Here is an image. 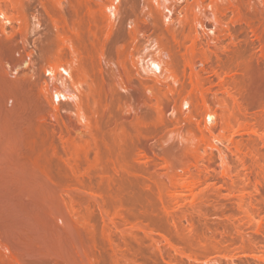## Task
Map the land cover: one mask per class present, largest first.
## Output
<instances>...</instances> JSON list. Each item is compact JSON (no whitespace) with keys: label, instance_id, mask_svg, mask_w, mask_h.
Returning a JSON list of instances; mask_svg holds the SVG:
<instances>
[{"label":"rangeland","instance_id":"1","mask_svg":"<svg viewBox=\"0 0 264 264\" xmlns=\"http://www.w3.org/2000/svg\"><path fill=\"white\" fill-rule=\"evenodd\" d=\"M20 1L24 4L23 9L25 17L30 25V31L28 30V48L34 52L33 57L37 63L44 62L47 53L50 56V53L45 51H48V49H45L47 48L45 35L49 34L54 22L59 23L62 32L67 36L74 33L73 31L76 30L75 26H77L79 22L89 20V13H86L87 8L84 7L83 10H78L77 8L78 11L76 10V6L78 5L77 0ZM93 1L95 7L98 2L97 0ZM125 1L126 0H121L116 3L120 5L122 4V7L124 6L117 17L118 20H121L122 18L124 20H128V18L133 20L137 17H144L149 21L152 20L150 16L146 15L148 9L143 6L141 7L142 4L144 5L143 0H138L141 3L137 0H132V2L137 1L140 3L137 4V2H133V4L136 3V5L134 4L135 8H133L134 5L132 2L128 3V1ZM198 1L201 0H179V2H177L178 6L182 8L188 5H194ZM90 3L93 6L92 0ZM127 3L129 6H127ZM130 4L133 5V7ZM21 10L22 9H18V7L9 6V12L11 13L9 14L14 17L15 22L17 20L16 23L14 21L7 23L9 30L11 29L12 23L19 28V26H22L25 22L24 19V21L19 19L22 15L21 13L24 15L23 10L22 12ZM240 10V12L233 10H228L226 12L224 18L227 24L224 26V36L222 35L220 42L210 41L208 43L207 40L203 41V43L197 42L194 36H192V34L190 35L189 27H186L184 23L176 26L175 38L174 35L172 36L168 33L163 35L160 32L152 31L150 48L148 50L155 51L156 47H159L157 45L162 44L165 49V58L168 59L172 56L171 58L175 63V67L173 68V71L175 72L173 75L175 76H171L167 79L168 81H164L165 86L159 85V88L157 87L155 89L154 87V89L151 90V102L145 116L146 148L143 149L138 144L137 120L130 122V124H118L117 126L112 124L113 122L110 123L112 125L110 126L106 121H102L96 126L95 131L98 132L96 137L97 140H92L90 136H76L77 134H73L72 131V133H70L69 128L67 127V119L68 117L77 119L78 115L77 113H74L76 111V109H74V103L71 101L72 104H70V101L64 100L58 103L55 101L57 104L60 103L62 107L64 104L69 103L70 108L65 112L62 110V117L47 118L48 116H46L43 120L36 118L28 128L27 132L15 135L10 134L8 144H12L15 156L13 160L7 162L3 167H0V243H2L1 241H5L11 245L21 246V244H23L24 247L27 245L28 247H31V245L35 247L39 245L43 246L47 258L49 256L50 258L48 259H51L54 263L57 261L56 264H58V262L59 264H73L74 262L80 264H89L90 262H92L90 264H168L169 260L163 259L162 257L160 258V256L159 258L154 259L153 252L157 251V249L153 248L154 251L152 252V245L150 246L151 243H148L149 241L145 242V244H140L133 240L134 242L132 243H134V245L130 242L132 241V238L129 234L130 230L127 231V229H131L130 226L132 224L127 223V220L135 217L134 219L136 220L133 221L136 222L138 226L140 221V224L144 223L145 226H152L150 228L157 233L158 231L161 233L168 231V234L172 232L171 237L174 239V241L172 240V243H174L176 247L178 245L177 248H181V252L185 250L183 252H186V254L184 255L183 252L179 254L180 251H178L177 255H175V251L169 249V245V247L167 246L168 251L171 250L172 253H170L172 255L174 254V257H179L180 260L182 259L188 264H219L220 262H230V259L226 258L227 255L225 253H232L238 247L237 244L233 245L234 243L230 240V236L232 235L231 232L233 231L225 232L223 230L217 231L215 229L208 230L205 226L209 225L214 227L218 223H225V221H228L229 218H226L225 216L229 217L228 214L232 211H238V207H236L238 205L235 204V198L231 196L223 198L224 200L228 198L230 199L223 200V202H225L224 204L227 205L222 206L221 208L223 210L225 208L226 215L224 217L218 215V212L221 211V209L218 208L219 206L217 207L211 201L208 202L204 199H200L201 201L198 203L196 202L195 208L198 207L199 209H194V211L200 210L198 213L195 211L194 214L193 210H191L193 215H190L189 213L191 220L188 217L189 215L182 219L181 217L183 215L179 213L177 216L180 218L176 216L179 220L176 218V220L171 222L172 219L169 218V216H166V213L162 210V203L158 198V192H165V188L170 187L171 182L169 178L162 174L170 171V166L172 164L180 166L179 172H182L181 168L184 165L193 166V169H195L194 165L197 160L201 163L206 161L212 163L213 167L209 170L211 178L209 181L210 183L203 186L207 192H212L214 186L211 185V187L210 184L215 183V181L217 183L215 186L217 188H219L220 185L221 187L223 186V189H225L224 192H226L227 183L224 179L225 177L221 160L222 155L220 156L221 153L217 149H214L211 154L210 148L206 149L204 145H200L202 144V133L196 127L197 125L194 124L195 122L193 123L192 120L190 122L189 119L185 120L184 118L175 123V115L168 112L166 118L169 119L171 123L173 122V124L169 123L168 125H164V123L160 121L158 105L162 101L166 103L172 101V103L178 104L177 101H179L182 95L186 96L191 92L192 79L190 78L192 77H190V75L192 76V70L185 65V53L188 48L196 45L201 52L203 49L208 51V55L211 56V60L208 64H210V68L211 66L213 68L215 67L214 69L218 68V74L220 75L217 76L214 74L211 71L212 68L204 72L202 71L204 74L202 78H210L209 80H213L215 83L218 82L219 78L226 79L230 83L229 86H232V82L235 80L239 82L246 78L248 79V84L245 83L240 86L237 84L239 87H237V85L234 88L232 87L234 89L232 90L233 93L237 94L239 97L240 101L238 100V104H236L238 101H235V103L229 94L226 93L227 95H225L226 97L229 95L227 102L229 109L232 110L233 114L234 112L237 113L236 110H238L239 113V111L242 110V107H248L247 114L242 110V112H240L242 117L244 116L243 118L241 117L242 119L240 118L241 115L239 113L238 115L240 116H237L238 118L236 117V119L234 118L232 120V126L228 131L219 130L211 139H213L216 145L223 147V149L225 148L224 150L228 152L227 156L231 163L237 161L234 152L235 150L232 148L233 146L228 145L221 139L231 136V134L235 139H244L246 142H249V138L250 140L255 138L258 142L263 139L264 121L261 123L263 128H259L260 125H257L258 129L262 130H260V133L258 132V134L251 133L250 124H259L260 121H262L261 119L264 120V76H260L257 70L254 72L252 70V73L249 71L250 74L248 73L249 75H246V77L243 71L247 64H252L255 69V67H257L256 65L261 62L264 63V57H262L264 51V38H260L254 34L252 28L248 29L249 26L247 27V21L253 23L257 27H262V24L259 21V17L255 14L254 8L245 5L240 8ZM177 16L178 15L174 13L171 15V19L173 20ZM184 16L185 13L179 15L180 18H183ZM4 19H6L5 16H0V20ZM166 22L169 23L170 21ZM217 33L216 30L214 33L209 32V35L214 37L218 35ZM251 43H255L254 46ZM261 49H263V51ZM20 54L21 51L16 53L17 56ZM263 63L259 65L264 67ZM196 69V71L200 72L199 69H201V67ZM92 70L89 71V73L94 75L95 73ZM1 71L0 98L5 94L2 77L4 76L2 75L4 73ZM201 74L202 73L200 72V75ZM248 77H252L250 78L252 80H249ZM235 90L236 92H234ZM185 91L186 93H184ZM244 97L246 99L248 98L247 100L250 99L249 101L251 102L247 101ZM133 101L134 100L131 102V108L132 114H135L137 109V106L135 105L137 104L133 103ZM251 103L252 105L254 104L253 107ZM249 104L250 106H248ZM237 105L241 109H239ZM189 106L184 104V111L188 112L191 108V106ZM42 114L43 113L40 115L42 116ZM39 125H45V128H48H46L47 130L43 129L44 131L42 130L39 132L37 130ZM112 129L117 132L114 133V131H111ZM33 139H36V142L38 141V147L45 150V146H47L45 151L38 148L37 151L39 154L43 151L44 153L46 152V155L42 153L45 157L42 155L41 158L44 157L45 159L42 160L43 158H40L39 161H42L39 164H36L37 166L34 163L36 160L33 161V159L37 158V151V155L35 154L36 152L31 151L27 153H24L26 151L23 153L16 151L18 144H27L30 141H34ZM81 145H84V148H89H86L88 152L87 154L81 153V158H76L75 150ZM89 145L91 146L88 147ZM259 145H261L259 146V149L262 148L264 154V146L262 142ZM66 146L71 149L67 150ZM91 147L92 149H90ZM53 148L56 150L54 151ZM38 156L40 157V155ZM262 160L263 164L264 155L262 156ZM239 170H242V168L240 167ZM242 171V174H244V170ZM217 179L219 180L217 181ZM231 198L233 199L231 200ZM234 200L235 202L233 206V202L231 201ZM231 203L232 205L230 206ZM188 204L191 206L190 203ZM262 205L264 204L262 203ZM186 207L189 206L186 204ZM262 208L263 209L259 212L261 213V216H264V207ZM149 209L150 212H148ZM160 209L162 211H160ZM128 210H130L129 212L131 213H126ZM58 211L59 213L64 212V215L69 218V224L64 223L62 218H56L59 217L57 216ZM105 212L110 214L107 215ZM104 214L108 216L107 219ZM126 214H133L135 216L132 215V217L130 215L126 218L124 217ZM111 218H113L114 221H112ZM185 218H188L190 221ZM258 218H260V216H258ZM186 220H188L189 223L193 222L195 225L198 223L196 225L199 229L197 230L199 231L197 235L198 238H195L194 240L199 239L200 242L203 241L201 242L202 244L209 240L207 243L210 244V242L213 241L214 245L211 242L212 247L210 245L209 248H204L206 247L204 246L205 243L202 245L198 240L197 241L200 243L199 245L197 241L194 243L193 237L197 232H193L194 234L187 232L188 237L190 236L187 239L190 240L191 236H193L190 242L187 241L186 238H182V233L184 232L185 237H187L185 230L180 232V235H177L178 233L176 234L175 232L177 230L174 227L175 225H173L174 221H176V224L178 221L180 225H183L184 223V226H187L189 223ZM53 222L58 226H55ZM227 223H229V221ZM119 225H122V227H119ZM115 226H117V228H115ZM121 228L122 231H120ZM123 229L126 230L125 233L123 232ZM141 234L144 233L142 232ZM222 238L225 239L222 241ZM213 239H215L218 244H215V240ZM130 243L133 247L129 245ZM219 243L224 245L225 251L220 250L224 248L222 245H219ZM148 245L150 247H148ZM213 246L214 248L218 247V251H222L221 255H219L220 252H218V254L216 253L217 250L216 248L213 249ZM131 247L132 249H137L133 251L131 250ZM226 247L227 249L229 248V251H226ZM22 248L23 247H21V249ZM41 249L42 248L40 247V250L37 249V251L39 250L38 252H40ZM137 250L138 253L136 252ZM42 252L43 251H41V253ZM7 253L8 255L10 254V252ZM25 253L26 249L24 248L22 251L16 250L14 255L19 256L20 254L21 257L22 254V256H24L23 259L27 257L26 259L29 261L32 255L31 257H29V255L25 256ZM222 253H224V255H222ZM45 254L43 255L46 257ZM40 256L38 258H42ZM33 257L32 260L36 259ZM248 259L258 260L253 259L252 257H248ZM208 261L210 262L208 263Z\"/></svg>","mask_w":264,"mask_h":264},{"label":"bare ground","instance_id":"2","mask_svg":"<svg viewBox=\"0 0 264 264\" xmlns=\"http://www.w3.org/2000/svg\"><path fill=\"white\" fill-rule=\"evenodd\" d=\"M90 1L91 0H77L78 5L76 6V10L77 8L78 10H83L84 7L87 8V11H85L86 13H89V20L79 22V24L75 26L76 30L74 29L75 31H73L74 33H72V35H67V37L62 32V28L59 23L54 22L49 34L45 35L47 42V48L45 49H48V51H45L49 52L50 56L47 53V57L45 56L46 59L44 58L45 61L42 63H37L33 57L34 52L28 48L30 25L27 21V18L25 17V12L23 9L24 4L20 0H0V16L6 17V19L0 20V65L2 66H0L2 70L0 71L4 73L2 74L4 75L2 76L4 83H2L5 87V94L3 93L4 95H2L0 98V167H3L7 164V162L13 160L15 156L12 144H8L9 135L27 132L28 128L36 118L43 120V118H46V116H48L47 118L58 116L62 117V110L65 112L70 108L69 103L64 104L63 107L60 105V103L57 104L62 100L70 101V104H72V101L74 103V109H76L74 113H77L78 115L77 119H73L72 117H68L67 119V127L69 128L70 133L73 132V134L75 133V135L77 134L76 136L79 137L90 136L92 140H97L96 137L98 132L95 131L96 126H98L102 121H106L108 125L113 122L112 124L117 126L118 124H130V122L137 120L139 126V128L137 126L138 144L141 148H146L145 116L151 102V90L154 89V87L155 89L157 87L159 88V85L165 86L164 81H166L171 76H175L173 75L175 73L173 71L175 63L171 58V55L170 58H165V49L162 44L157 45L159 47H156L155 51L148 50L150 48L153 30L160 32L163 35L166 33L171 34L172 36L174 35L175 38L176 26L178 24L184 23L186 27H189L188 29H190V35L192 34L197 42L203 43L205 40H207L208 43L210 41L220 42V38L222 35L224 36V26L227 24L224 18L226 12L228 10L240 12V8L247 5L251 8H254L255 14L257 17H259V21L262 24V27H257L253 23L247 21V27L249 26L248 29L252 28L254 34L260 38H264V0H201L194 5H188L182 8L178 6L179 0H143L144 5L142 4L141 7L143 6L144 8L148 9L146 15L152 18L151 21L144 17H137L133 20L128 18L129 21L127 19L126 21L123 18V20H118L117 17L124 6L122 7V4L120 5L116 3L121 0H97L98 4L96 3L97 5L95 4V7L94 1L92 0L93 6L91 5ZM126 1H128V3L132 2V0ZM138 2L137 4L141 3ZM128 3L127 6H129ZM134 4L136 5V3ZM133 5L131 6L133 7ZM135 5L133 8H135ZM9 6L18 7V9L20 8L24 12V15L21 13L23 16L21 15L19 19H24L25 22L22 24V26H19V28L13 23L10 30L7 27V23L14 21V17L10 15L11 13L9 12ZM174 13H176L178 16L172 20L171 15ZM183 13H185V16L180 18L179 15ZM166 21L170 22L167 23ZM216 30L218 32L217 36L212 37L209 35V32L214 33ZM262 43L261 45L263 46ZM254 44L255 43L252 45L254 46ZM261 50L263 51V49ZM20 51L21 54L17 56L16 53ZM206 51L207 50L203 49L201 52L196 45L187 49L185 53V65L187 68L192 70V76L190 75V77H192L190 78L192 79V90L186 96L180 95L181 97L179 101H177L178 104H174L172 101L168 103L162 101L158 105V112L160 115V121L164 123V125H168L169 123L173 124V122L171 123V121L166 118L168 112H171V114L175 115V123L184 118L185 120L189 119L190 122L191 120L193 123L195 122L194 124L197 125L196 127L202 133V144L200 145H204L206 149L210 148L211 154L213 153L214 149H217L221 153L220 156L222 155L221 160L223 174L225 177V182L227 183L226 192H224L225 189H223V186L221 187L220 185L221 188H217L215 186V184H217L216 181L213 183L214 185L212 183L210 184V186H214V188H212V192L210 193L206 191L203 186H205L207 183H210L209 181L211 178L209 170H211L213 166L212 163L207 161L201 163L199 160H197L196 164L194 165L195 169H193V166L184 165L181 168L182 172H179L180 166L172 164L170 166V171L162 174L169 178L171 185L170 187L165 188V192L159 190V197H157L159 200H161V207L162 210H164L163 212L166 213V216H169V218L172 219L171 222L176 220L177 217L180 218L177 216L179 213L183 215H181V218L183 219L184 217L188 216L189 213L190 215L192 214L191 210L194 211V209H199L197 206V208H195V205L196 202L198 203L201 201L200 199L207 200L208 202L211 201L221 209L222 206L226 205L224 204L225 202H223V198L230 196L235 198L236 202L235 200L231 202H233V206L234 202L236 205H238L236 206L238 207V211H232L230 214H228L229 217L225 216L226 211L224 207V210L221 209V211L218 212V215L229 218V220L227 219L229 223H227L228 221H225V223H218L214 227L206 225L205 228L208 230H223L225 232L233 231L231 232L232 235L230 236V240L234 243L233 245L237 244L238 247L236 246L237 248H235L237 251L235 250L232 253L224 252L227 255V257L226 255L225 257L230 259V262H225L226 264H264V216H261V213L259 212L263 209L262 207H264V205H262V203L264 204V163L262 164V156L264 154L262 148H260L261 150L259 149V146H261L259 144L261 142L264 146V137H262L263 139H261V141L259 139L260 142H258L257 139L255 140V138H252V140L249 138V142H246L244 139H235L232 134L226 138L223 136L225 139L223 138L221 140L225 141L228 145L233 146L232 148L235 150L234 152L236 154L237 161L234 163L229 161L227 156L228 152L224 150L225 148L223 149V147L216 145L213 139H211L212 136H215L219 130L228 131V129L232 126V120L234 118L236 119L237 116L239 117L242 110L245 113L247 112L248 107L245 108L242 107V105L240 106L242 107V110L239 111L240 115H238V110H236L237 113L234 112V115L232 110L229 109L227 98H229L230 95L233 101L237 102L239 97L237 94L233 93L232 90H234L233 88L236 87L237 84H239V86L245 83L248 84V79H244V77V80L242 81L238 82L235 80L232 82L234 86H229L230 83L226 79L218 77L219 80L215 83V81L209 80L210 78H202L204 71L213 68L212 66L210 68V64H208L211 60V56L208 55L209 53ZM262 57H264V51ZM262 63L263 62L259 64L261 65ZM259 64L256 65L257 67H255V69L252 64H247L243 69L245 76H248L250 73H252V70L253 72L257 70L260 76H264V67H261ZM200 67L201 69H199ZM196 68H198L202 73L201 75L200 72L196 71ZM214 68L211 71L218 76V68ZM91 70L94 71V75L89 73ZM248 78L249 80H252L250 79L252 77ZM239 86L237 85V87ZM230 87L233 88L231 89ZM234 92H236V90ZM184 93H186V91ZM226 93L229 94L228 97L225 96L227 95ZM132 100H134L133 103L137 104L135 105L137 106L135 114H132ZM239 101L235 103L238 104ZM184 104H186V106H191L188 112L184 111ZM248 106H250V104ZM41 113H43L42 116L40 115ZM241 117L242 115L240 118ZM261 120L262 121H260V123L258 121L259 124H250L251 127H249L251 133L258 134L261 129H258L257 125H260L259 128L262 127L261 123L264 121L263 119ZM110 126L112 125L110 124ZM46 128L45 125H39L37 130L40 132L43 129L47 130ZM111 131H114V129ZM116 132L117 131H114V133ZM35 140L23 145L22 143L18 144L16 151L21 153L24 151H26L24 153L30 151L36 152L38 148L41 147H38L39 143H37L38 141L36 142ZM90 146L91 145L88 147ZM45 147L44 148L46 150L47 146ZM86 148H84V145L78 146L77 150H75V154L77 156L76 158H81V153L87 154V149L89 148ZM41 149L44 150L43 148ZM66 149L69 150L71 148L66 146ZM90 149H92V147ZM53 150L55 151L56 149L53 148ZM37 152L35 153L36 155ZM42 153L44 152L42 151L40 154L38 152L40 157L37 155L38 159H33V161L36 160L34 161L35 165L39 164L45 159L44 155H46V152L44 155ZM42 155L44 156L42 157L43 159L41 158ZM40 158L42 159L41 161H39ZM240 167L242 170H244V174H242V170H239ZM218 180L219 179H217V181ZM233 198H231V200ZM225 200L230 199L228 198ZM188 203H190L192 207ZM186 204L192 209L186 207ZM231 205L232 203L230 206ZM162 210L160 209V211ZM129 211L130 210H128L126 213H131ZM195 211L198 213L200 210ZM148 212H150V209ZM105 213L107 214V212ZM126 215L124 217L128 218V216H132L133 214ZM190 215L188 217L191 220ZM57 216L59 217L56 218H62L64 223L69 224V218L64 215V212L59 213L58 211ZM104 216L106 215L104 214ZM258 216H260V218H258ZM107 217L108 216H106V219ZM134 218L135 217L132 219L129 218L130 221H126L127 223L132 224L130 226L131 229H127V231L130 230L129 234L132 238V241H130L131 243L137 241L140 244H145V242L149 241L148 243H151L150 246L152 245L151 251H154L153 248L157 249V251L153 252L154 259L159 258L160 256V258L162 257L163 259L169 260L168 262L170 264H188L184 260H180L179 257H174V254H171V250L168 251V245L170 246L169 249L175 251V255H177L178 251H180L179 254L185 251L183 250L181 252L182 249L177 248L178 245L176 247V245L172 243L174 239L171 237V231H169L171 232L169 233L170 235L167 233L168 231H165L166 233H161L158 231L157 233L155 230L150 228L152 226H145L144 223L140 224V221L138 226V224L133 221L136 220ZM111 220L114 221L113 218H111ZM175 222L176 221H174L173 225H175L174 227L177 230L175 231L176 234L178 233L177 235H180V232L185 230L187 237H185L184 232L182 233V238H186V240L190 242L193 236H191L190 240L187 239L190 237H188L187 232L190 234L197 232L194 234L193 241L194 243H196L197 240L200 242L199 239L194 240L195 238H198L197 235L199 231L197 230L199 229L196 226L198 223L195 225L193 222H190L189 225L184 226V223L183 225H180L178 221L177 224ZM55 226L58 225L55 224ZM117 226H115V228H117ZM119 227H122V225H119ZM140 229L144 234H141L142 232ZM120 231H122V228ZM123 232L125 233L126 230L123 229ZM224 239L225 238H222V241ZM198 241V245L203 242L201 241L199 243ZM1 242L0 264L54 263V261L48 259L50 258L49 256L47 258V254H45L43 246L39 245L35 247L31 245V247H28L27 245L24 247L23 244L18 246L11 245L5 241L4 242L7 244H5L3 241ZM207 242H209V240ZM211 242L213 243V241ZM211 242L210 244L207 243V245L204 242L205 244H203L206 246L204 248H209L210 245L212 247ZM214 242L215 244H218L216 240ZM131 243L129 245H131ZM132 244L134 245V243ZM133 245L131 246L133 247ZM219 245H222L224 248L223 244L219 243ZM150 246L148 245V247ZM21 247H23L22 249H26V253H30H25V256L29 255V257H31L32 255L33 257L34 255L33 258L36 259L32 260L31 257L29 260L31 262H29L26 259L27 257H25L26 260L23 259L24 256H22V254L21 257L20 254L19 256L14 255L16 250L22 251ZM40 247L42 248L41 251L44 252L42 253L45 254L46 257L41 253V251L38 252ZM132 247L131 250L133 251L137 249H132ZM215 248L217 250L218 247ZM215 248L213 246V249ZM37 249L39 250L37 251ZM228 249L226 251H229ZM220 250L225 251V248ZM222 251L217 250V252H215L217 254L220 252L219 255H221ZM7 252H10V254L8 255ZM136 252L138 253V250ZM183 253L184 255L186 254V252ZM224 253H222V255H224ZM38 254L39 256L41 255L40 257L42 258H38ZM248 257L258 260H249ZM56 262L54 264H56ZM209 262L210 261H208V263ZM225 263L220 262L219 264Z\"/></svg>","mask_w":264,"mask_h":264}]
</instances>
